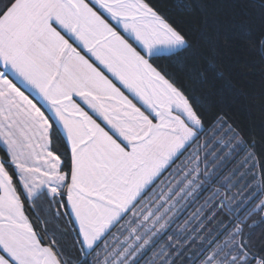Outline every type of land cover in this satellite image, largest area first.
<instances>
[{"label": "snow or ice", "instance_id": "obj_1", "mask_svg": "<svg viewBox=\"0 0 264 264\" xmlns=\"http://www.w3.org/2000/svg\"><path fill=\"white\" fill-rule=\"evenodd\" d=\"M234 40L264 61V0H0V264H142L148 251L144 264H264V136L226 111ZM213 142L220 154L201 160ZM193 146V166H178L180 187L157 195ZM240 153L199 210L214 204L209 215L156 251L175 206L156 201L213 184L209 168ZM218 216L227 223L204 227Z\"/></svg>", "mask_w": 264, "mask_h": 264}, {"label": "trees", "instance_id": "obj_2", "mask_svg": "<svg viewBox=\"0 0 264 264\" xmlns=\"http://www.w3.org/2000/svg\"><path fill=\"white\" fill-rule=\"evenodd\" d=\"M219 2L231 5H242L249 2V0H219ZM228 50L230 54L225 57V63L228 65L231 75L233 87L230 90V95L233 97V102L229 103L226 111L230 118L235 120L246 134H254L255 137L259 139L261 136H264V72L261 70L262 67H264V61H261L260 54L246 41L234 40L231 42ZM210 135L211 134L208 133L202 136L200 144L203 145L204 141L207 140ZM0 147H2V145H0ZM195 147L196 146H193V148L188 149V151L163 174V182L158 183L155 189L157 195H159L161 191H164L166 197L170 194L167 189L170 188L172 191H176V189L180 187L179 182L182 176L178 171V166H181L182 161L188 163V167L193 166L188 162V159L195 150ZM213 148H216L214 142L208 145L206 151H201L200 159L203 160L206 152H211ZM220 152L221 149L216 148L215 155H219ZM242 156L243 153H240L239 155H234L227 159L222 158L216 162L214 167H210L209 171H215L216 177H218V179L214 177L215 182L213 184L209 185L205 183L203 188L197 189L188 195L184 192H177L176 195L172 196L171 200L167 202H165L164 197L156 201L157 203H164L165 208H168L170 205H175L172 211L168 213L171 219L167 234L159 238V243L155 248L156 251L159 250V245L168 243V236H173V239H175V234L184 229H187V232H185V235H187L192 232L193 228L197 227L200 220H203L205 216L209 215L214 204L207 208H203L202 211L199 210L205 205V202L212 195V192L216 188H220L221 184L229 178L233 169L238 166V161ZM207 159L210 163L213 157L208 156ZM201 168H203V165H201ZM232 190L236 191L237 189L233 188ZM233 206H235V204ZM238 211L242 213L244 208L242 207L238 209ZM25 212L33 222L34 229L41 232L44 227L43 223L38 226L35 217L27 210V207ZM67 212H69L68 209L65 210V215L61 218L62 223L59 225V227L65 229L68 227V220L72 219V217L67 216ZM254 218L259 219V217ZM219 219H224L225 223H227L225 217L218 216L214 219L205 221L204 227L215 230L217 227L216 222ZM116 234L120 236L119 231H117ZM196 234L197 233H193V235ZM199 234H202L205 238L208 237V233H205L203 228L199 229ZM47 239L48 237H45V241L42 243H46ZM67 239L70 240V237ZM120 239L123 240V237L121 236ZM199 243L200 242L197 241V244ZM152 255L153 252L148 251L143 258L142 264L148 261Z\"/></svg>", "mask_w": 264, "mask_h": 264}, {"label": "crops", "instance_id": "obj_3", "mask_svg": "<svg viewBox=\"0 0 264 264\" xmlns=\"http://www.w3.org/2000/svg\"><path fill=\"white\" fill-rule=\"evenodd\" d=\"M105 16H107V13H105ZM110 22H111L114 26L117 27V30H118V31H120V32L123 31L122 27L118 26L117 23H116V21H114V20H110ZM124 34L127 35L126 33H124ZM133 42H134V41H133ZM134 43H135V42H134ZM134 46H136V47L139 48V46L136 45V44H135ZM0 67H2V65H0ZM10 78L13 79L14 83H16L17 86L20 87L21 90L24 91L25 94L28 95L30 99H34V102H39L38 106H39V105H42L44 110H47V109H48V104H47L43 99H41L40 95H38V93L36 92V90L32 89V88L29 87V86H26V85L23 84L19 79H17L15 76H12L11 74H10ZM110 78H111V77H110ZM113 80H114V83H117V86H118V87H121V90L125 92V95H128V96H129V99H132V100H133V103L137 104V107H141V102H140L139 100L135 99V98L133 97V95H132L131 93H129L126 89H123V87L119 84L118 81H115L114 78H113ZM76 99H77V102L81 104V107H84L85 110L89 112V115H91V116L93 117V119H96L98 123H101V126H102V127H105L106 122H104V121L102 120V118H100V117L98 116V114L94 113L91 109H89V108L83 103V101L80 100V98L77 97ZM141 110L143 111L144 108L142 107ZM48 115L51 116V112H50V111L48 112ZM53 118H54V117H53ZM109 128H110V126H107V127H105V130H109ZM113 131H114V130H113ZM110 134H112V132H110ZM121 139H122V138H121ZM68 210H69V212L71 211L70 208H68ZM72 219L74 220V217H72Z\"/></svg>", "mask_w": 264, "mask_h": 264}, {"label": "rangeland", "instance_id": "obj_4", "mask_svg": "<svg viewBox=\"0 0 264 264\" xmlns=\"http://www.w3.org/2000/svg\"><path fill=\"white\" fill-rule=\"evenodd\" d=\"M121 33L124 34L123 31H121ZM124 35H125V34H124ZM125 36L127 37V35H125ZM129 39H130V38H129ZM130 42H132V43L135 45V43H134L133 41H131V39H130ZM188 160H189V159H188Z\"/></svg>", "mask_w": 264, "mask_h": 264}]
</instances>
